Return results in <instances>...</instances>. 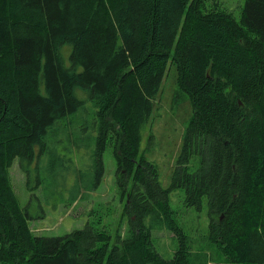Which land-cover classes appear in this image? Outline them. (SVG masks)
<instances>
[{"label":"trees","instance_id":"obj_1","mask_svg":"<svg viewBox=\"0 0 264 264\" xmlns=\"http://www.w3.org/2000/svg\"><path fill=\"white\" fill-rule=\"evenodd\" d=\"M244 1L238 21L206 0H0V262L264 264V0ZM170 64L191 114L165 187L140 149ZM78 86L95 107V184L112 148L126 197L129 226L114 242L96 208L65 235L33 233L10 182L14 160L27 169L50 151L49 130L84 104ZM176 189L207 204L203 239L222 257L192 250ZM162 228L178 241L172 258L155 246Z\"/></svg>","mask_w":264,"mask_h":264},{"label":"rangeland","instance_id":"obj_2","mask_svg":"<svg viewBox=\"0 0 264 264\" xmlns=\"http://www.w3.org/2000/svg\"><path fill=\"white\" fill-rule=\"evenodd\" d=\"M209 6L218 3L240 21L245 5L244 0H206ZM64 61L71 65L72 47H61ZM175 66H169L168 74L149 122L142 129L141 153L155 163L160 179L166 187L170 184L175 160L180 152L182 137L191 114L187 95L180 92L175 83ZM81 69V68H80ZM77 98L84 104L73 114H69L58 129L51 128L47 138L51 140L50 151H44L33 161H25L27 169L22 168L17 157L10 169V177L15 195L32 218L33 233L41 236H62L70 231L84 227L92 221L93 209L101 211L102 226L112 234V242L118 232L122 235L128 228L124 216L126 197L121 193L122 180L112 148L103 153L104 174L97 184L96 142L94 131V105L81 87L75 90ZM47 139V140H48ZM80 184V188H78ZM186 191L176 189L171 192V208L176 221L191 236L192 250L208 249L218 255L215 246L207 244L203 238L209 231L211 214L205 203L201 209L188 206ZM155 246L164 258H172L178 246L173 231L168 229L153 232ZM111 242V243H112ZM222 257V255H219ZM0 264H3L0 262ZM6 264V263H5Z\"/></svg>","mask_w":264,"mask_h":264}]
</instances>
